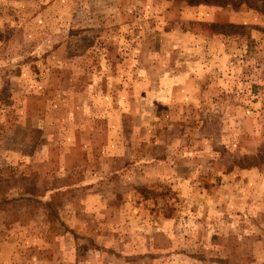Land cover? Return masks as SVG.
<instances>
[{
  "label": "rangeland",
  "instance_id": "obj_1",
  "mask_svg": "<svg viewBox=\"0 0 264 264\" xmlns=\"http://www.w3.org/2000/svg\"><path fill=\"white\" fill-rule=\"evenodd\" d=\"M224 2L0 0V264H264V0Z\"/></svg>",
  "mask_w": 264,
  "mask_h": 264
},
{
  "label": "trees",
  "instance_id": "obj_2",
  "mask_svg": "<svg viewBox=\"0 0 264 264\" xmlns=\"http://www.w3.org/2000/svg\"><path fill=\"white\" fill-rule=\"evenodd\" d=\"M212 1H217V0H189V2L191 3V5H200V4H208V3H211ZM254 0H225V2L223 3L224 5H233L235 7H238L240 5H248V6H251V7H256L254 6L253 2ZM215 29H218V25H214L213 26ZM229 27H232V26H229ZM224 28V26L222 27Z\"/></svg>",
  "mask_w": 264,
  "mask_h": 264
}]
</instances>
